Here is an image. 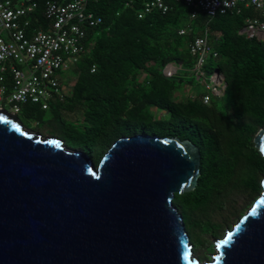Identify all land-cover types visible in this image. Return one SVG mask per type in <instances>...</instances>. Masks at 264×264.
Instances as JSON below:
<instances>
[{"label":"trees","instance_id":"obj_1","mask_svg":"<svg viewBox=\"0 0 264 264\" xmlns=\"http://www.w3.org/2000/svg\"><path fill=\"white\" fill-rule=\"evenodd\" d=\"M29 15L30 35L49 30L44 0ZM151 0H89L87 9L102 22L86 28V53L70 70L75 76L65 101L42 110L26 104L19 122L45 113L52 116L54 137L89 156L98 165L120 137L135 134L190 140L200 150V177L189 192L176 194L173 205L182 215L194 254L201 261L215 253L224 237L263 191L264 157L254 139L264 127V39L241 33L248 18L264 21V11L239 4L214 17L198 11L191 19L183 2L167 0L169 10L138 14ZM189 28L186 34H180ZM207 30L217 57L203 71H218L226 84L221 95L204 104L178 95L183 71L194 70L190 52L196 36ZM177 66L166 75L168 65ZM95 66V71L92 68ZM67 114L78 115L71 120Z\"/></svg>","mask_w":264,"mask_h":264},{"label":"water","instance_id":"obj_2","mask_svg":"<svg viewBox=\"0 0 264 264\" xmlns=\"http://www.w3.org/2000/svg\"><path fill=\"white\" fill-rule=\"evenodd\" d=\"M254 143L264 157V127ZM200 162L190 140L141 133L96 165L0 111V264H264V180L211 258L194 254L173 199Z\"/></svg>","mask_w":264,"mask_h":264},{"label":"built area","instance_id":"obj_3","mask_svg":"<svg viewBox=\"0 0 264 264\" xmlns=\"http://www.w3.org/2000/svg\"><path fill=\"white\" fill-rule=\"evenodd\" d=\"M89 0H44L45 14L50 19L49 30L35 29L30 35L29 15L38 7L37 0H0V111L17 117L26 104L38 105L48 110L50 105L63 102L67 87L65 71H70L85 55L86 28L98 26L102 18L88 11ZM97 1V0H94ZM167 0H151L144 4L138 14L143 18L154 10H169ZM190 9L194 19L198 11L210 17L227 14L239 4L264 11V0H175ZM190 29L180 31L186 34ZM241 33L248 38L264 39V21L246 19ZM190 52L197 57L194 71L204 86L200 96L209 104L212 94L221 95L225 83L218 71L206 77L203 66L210 56L217 57L208 39L207 30L196 36ZM177 66L168 65L164 73L176 72ZM95 71V66L92 72ZM197 94H193L195 98Z\"/></svg>","mask_w":264,"mask_h":264},{"label":"rangeland","instance_id":"obj_4","mask_svg":"<svg viewBox=\"0 0 264 264\" xmlns=\"http://www.w3.org/2000/svg\"><path fill=\"white\" fill-rule=\"evenodd\" d=\"M183 76H185L186 85L179 93V98H184L186 96H192L193 94L204 93L203 84L197 79V75L194 70L192 71H180ZM67 82V87L70 86L71 80L75 77L72 72L65 71L62 73ZM207 75H211L210 72ZM207 76V77H208ZM67 117L71 120L77 119L78 115L76 114H67ZM52 116L47 112L40 117H36L33 120H24L23 126L26 130L33 133L34 135L42 136L43 138L54 137V131L50 126ZM217 241H215L216 243ZM213 254H209L211 257ZM197 256V255H196ZM203 262V261H202Z\"/></svg>","mask_w":264,"mask_h":264}]
</instances>
